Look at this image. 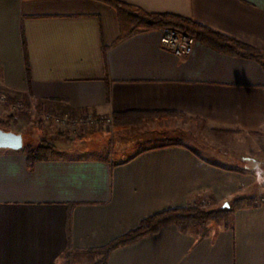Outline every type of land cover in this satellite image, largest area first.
<instances>
[{
	"label": "crops",
	"instance_id": "obj_1",
	"mask_svg": "<svg viewBox=\"0 0 264 264\" xmlns=\"http://www.w3.org/2000/svg\"><path fill=\"white\" fill-rule=\"evenodd\" d=\"M118 1L264 53V0ZM160 37L154 30L118 42L116 12L96 0H0L2 108L177 114L111 127V136H149L127 156L87 148L105 126L66 140L44 122L38 132L58 150L48 160L28 167L23 150H0V264H99L98 250L153 214L264 195L259 178L241 171L245 160L264 165V67L198 41L177 56ZM105 264H264V202L234 211L227 228L165 226Z\"/></svg>",
	"mask_w": 264,
	"mask_h": 264
},
{
	"label": "trees",
	"instance_id": "obj_2",
	"mask_svg": "<svg viewBox=\"0 0 264 264\" xmlns=\"http://www.w3.org/2000/svg\"><path fill=\"white\" fill-rule=\"evenodd\" d=\"M96 1L108 5L116 12L119 24L118 42L135 34L169 28L194 38L195 41L210 47L218 53L232 58L253 60L264 67V53L257 48L222 35L192 20L172 14L146 13L139 8L118 0ZM176 116V113L169 112L117 113L112 115V127L114 129H122L146 120H160L174 118ZM58 136L69 140L65 133H58ZM22 150L26 154L28 167H31L36 162L48 160L57 153L55 147L44 141L34 145L25 146L23 144ZM246 162L253 164L254 167L257 165L253 161L245 160L244 163ZM250 202V200L236 198L229 203L228 208L219 210L205 211L199 206H189L153 214L143 219L134 230L113 239L102 249L98 250L97 252L102 254V260L99 264H105L107 256L112 251L131 245L142 238L156 235L163 227L168 225H176L182 231H185L190 227L201 225L206 221L215 223L222 221L224 227L227 228L229 216L236 210L250 206Z\"/></svg>",
	"mask_w": 264,
	"mask_h": 264
},
{
	"label": "rangeland",
	"instance_id": "obj_3",
	"mask_svg": "<svg viewBox=\"0 0 264 264\" xmlns=\"http://www.w3.org/2000/svg\"><path fill=\"white\" fill-rule=\"evenodd\" d=\"M15 104L11 105L10 107L2 108V104H0V129L8 131L9 129H21L22 132L24 133L22 136L23 138V144L26 145H34L37 144L41 141H44L48 144H50V138H47V136H41L38 132V129L42 126V123L50 124L52 126V129H55L58 133V129L51 123H48L47 121H43L41 119V115L39 113H36V111L30 110L27 107L23 106L21 108L14 106ZM2 108V109H1ZM87 127H91V129L95 130V126H90L88 125ZM111 126H106L103 132L98 133L97 136L94 133V136H96L97 139L92 142V145L88 144L87 148L91 150V146L94 148L99 149V151L104 150L105 153L109 156V158H112V155L114 153H118L120 156H127L130 154V152L133 149H138L139 147H144L148 145L146 140L148 139V135L145 134H139V135H113V132H111ZM113 128V127H112ZM98 130L100 128H97ZM108 134H105L108 132ZM112 133V134H111ZM66 134V133H65ZM78 133H75L76 135ZM68 135V134H66ZM51 138L55 139L54 136ZM100 141V142H99ZM55 142V141H54ZM52 145V144H50ZM54 147V145H52ZM85 148V147H83ZM57 150V149H56ZM58 151V150H57ZM85 152V151H84ZM78 155V154H76ZM80 156V155H79ZM83 156V155H81ZM218 162H221V160H217ZM257 165L254 167L253 164H250L248 162L243 163L241 171H248L250 173H253L256 178H259L257 184L260 189L264 190V165L259 164L257 162H254ZM246 200H250L251 205L259 204L264 202V195L257 196L256 197H246L243 198ZM231 202V201H230ZM227 205H229V203ZM201 207L205 211H210V210H219L222 208H228L221 206V205H214L212 202H203L202 204L195 205ZM209 224H215V222L211 221H206L205 223L198 225V226H193L190 228H195L197 227L201 231L205 230V226ZM219 225H224L222 221L216 223Z\"/></svg>",
	"mask_w": 264,
	"mask_h": 264
},
{
	"label": "built area",
	"instance_id": "obj_4",
	"mask_svg": "<svg viewBox=\"0 0 264 264\" xmlns=\"http://www.w3.org/2000/svg\"><path fill=\"white\" fill-rule=\"evenodd\" d=\"M161 33L160 44L165 49L171 51L177 56H187L192 52L193 45L195 44V39L186 36L176 30L169 28L159 29ZM5 103V98L0 97V104ZM16 107H23L21 102L15 103ZM41 119L53 124L60 133H66L69 135H74L81 128L88 125L100 127V126H111V117H95L89 114H82L76 116H60L51 113L41 114Z\"/></svg>",
	"mask_w": 264,
	"mask_h": 264
},
{
	"label": "water",
	"instance_id": "obj_5",
	"mask_svg": "<svg viewBox=\"0 0 264 264\" xmlns=\"http://www.w3.org/2000/svg\"><path fill=\"white\" fill-rule=\"evenodd\" d=\"M23 149L21 135L0 129V150L20 151ZM228 205L225 204L224 207Z\"/></svg>",
	"mask_w": 264,
	"mask_h": 264
}]
</instances>
